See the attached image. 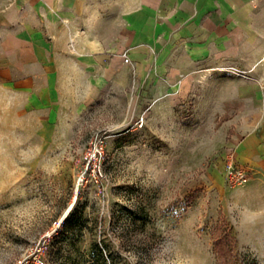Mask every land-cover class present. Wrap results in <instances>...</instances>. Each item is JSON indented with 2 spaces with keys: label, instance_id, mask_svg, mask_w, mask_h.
I'll return each instance as SVG.
<instances>
[{
  "label": "rangeland",
  "instance_id": "rangeland-1",
  "mask_svg": "<svg viewBox=\"0 0 264 264\" xmlns=\"http://www.w3.org/2000/svg\"><path fill=\"white\" fill-rule=\"evenodd\" d=\"M255 77L264 92V63ZM134 92L51 113L0 78V264H264V152L229 185L232 119L203 112L199 87L161 107Z\"/></svg>",
  "mask_w": 264,
  "mask_h": 264
},
{
  "label": "crops",
  "instance_id": "crops-1",
  "mask_svg": "<svg viewBox=\"0 0 264 264\" xmlns=\"http://www.w3.org/2000/svg\"><path fill=\"white\" fill-rule=\"evenodd\" d=\"M263 57L264 0H0L4 84L51 113L107 86L154 107L199 87L203 112L232 119L228 146L250 168L264 152Z\"/></svg>",
  "mask_w": 264,
  "mask_h": 264
},
{
  "label": "built area",
  "instance_id": "built-area-1",
  "mask_svg": "<svg viewBox=\"0 0 264 264\" xmlns=\"http://www.w3.org/2000/svg\"><path fill=\"white\" fill-rule=\"evenodd\" d=\"M122 56L124 62H128L127 55L123 53ZM223 170L226 182L229 185L241 184L250 178V170L237 163L233 146L225 148Z\"/></svg>",
  "mask_w": 264,
  "mask_h": 264
},
{
  "label": "trees",
  "instance_id": "trees-1",
  "mask_svg": "<svg viewBox=\"0 0 264 264\" xmlns=\"http://www.w3.org/2000/svg\"><path fill=\"white\" fill-rule=\"evenodd\" d=\"M230 240H231V237H229L228 234L225 232L215 239L214 244L218 245V248L220 249L219 253L222 256L221 258H224L225 254L228 252V250H230L231 248L229 245L231 243ZM229 258L231 259L227 260L226 258V260L224 261V264H236L234 261H232L233 257H229Z\"/></svg>",
  "mask_w": 264,
  "mask_h": 264
}]
</instances>
